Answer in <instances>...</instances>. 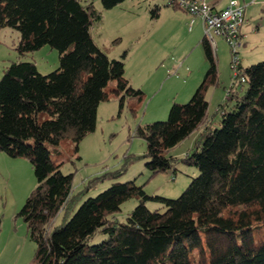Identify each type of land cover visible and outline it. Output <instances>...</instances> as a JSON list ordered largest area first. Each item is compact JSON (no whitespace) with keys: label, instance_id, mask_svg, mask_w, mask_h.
<instances>
[{"label":"trees","instance_id":"obj_1","mask_svg":"<svg viewBox=\"0 0 264 264\" xmlns=\"http://www.w3.org/2000/svg\"><path fill=\"white\" fill-rule=\"evenodd\" d=\"M120 1L102 0L105 8ZM100 19L92 1L0 0V27L19 30V51L48 43L59 52V66L48 73L34 61L16 60L0 78V148L28 157L37 181L20 210L36 243V264H264V59L240 65L245 82L232 86L217 106L219 125L212 127L207 89L219 77L205 35L209 62L194 94L173 102L166 119L136 129L146 140V165L157 172L172 166L176 157L169 149L202 126L181 157L198 174L174 198L149 195L133 180H114L54 223L72 210L75 196L72 173L61 171L46 142L67 138L78 149L96 126L111 80L120 106L126 95L141 92L125 77L124 60L108 57L91 37L90 27ZM133 196L138 203L116 219L122 201ZM147 199L160 207L149 208ZM98 228L107 237L87 245Z\"/></svg>","mask_w":264,"mask_h":264},{"label":"rangeland","instance_id":"obj_2","mask_svg":"<svg viewBox=\"0 0 264 264\" xmlns=\"http://www.w3.org/2000/svg\"><path fill=\"white\" fill-rule=\"evenodd\" d=\"M88 1L101 13V19L90 27L91 37L108 57L124 60L125 77L141 92L126 95L120 106L121 94L111 91L114 86L111 80L107 87L108 99L97 106L96 126L78 142V149L76 143L67 138L56 145L46 142L51 158L61 171L72 173L71 193L75 196L72 210L66 216L60 213L55 224L64 222L86 197L96 195L114 180H133L149 195L174 198L199 172L197 166L181 160L192 148L198 133H190L169 149L167 154L176 157L170 168L152 172L146 165V140L136 129L166 119L173 102L184 103L191 98L208 67L203 44L193 35L167 25L163 8L168 0H122L108 9L102 0H81ZM238 1L245 6L242 31L253 38L252 41L247 38L240 49L241 61L248 65L264 59V1ZM156 4H160L162 10L158 17L154 15ZM203 34L204 31L201 36ZM19 41L17 28L0 27V78L6 66L16 60L34 61L41 73L59 66L56 47L47 43L22 53L18 49ZM255 43L260 46L251 50ZM215 44L221 85L211 84L207 89L209 97L217 88V97L207 109L212 127L219 125L220 113L215 111L226 96L225 86L231 81L228 44L219 35H215ZM244 49L247 50L245 55ZM197 81L192 94L187 96L185 89L191 84L195 86ZM113 174L116 176L112 177ZM36 183L28 157L11 156L0 148V264H36V243L20 213ZM138 201L135 196L123 200L115 218L124 219ZM144 202L149 208L160 207L156 200ZM106 237L107 233L98 228L87 238L86 244L98 243Z\"/></svg>","mask_w":264,"mask_h":264},{"label":"built area","instance_id":"obj_3","mask_svg":"<svg viewBox=\"0 0 264 264\" xmlns=\"http://www.w3.org/2000/svg\"><path fill=\"white\" fill-rule=\"evenodd\" d=\"M215 2L210 0H168V4L182 8L191 15L189 25L194 21V17L202 18L204 35L214 57H216L215 35L221 36L228 44L231 81L226 86L227 95L232 86L245 82L240 66V47L243 43L240 27L244 22V6L238 0H227L222 7L217 8Z\"/></svg>","mask_w":264,"mask_h":264},{"label":"crops","instance_id":"obj_4","mask_svg":"<svg viewBox=\"0 0 264 264\" xmlns=\"http://www.w3.org/2000/svg\"><path fill=\"white\" fill-rule=\"evenodd\" d=\"M210 1H216L215 3H216L217 8L222 7L227 2L226 0H210ZM261 1H264V0H261ZM116 5H118V4H116ZM156 5H158V9H159L157 11V15H156L158 17L161 15V12H160L161 6H160V4H156ZM115 6H113V7H115ZM122 9H125V8L122 7ZM163 10H165V14L167 15L165 22L167 23L168 26H171V28H173V30H175V31L176 30H183L184 32L188 33L189 35H193L195 37V40L201 41V43H202V37L204 34L202 36H201V34L204 31V27H203V20L201 17H199V16L194 17V21L192 22L191 25H189V20L191 19V15L186 10L172 6V5H170V6L165 5ZM244 12H245V6H244ZM242 25L240 27V31L243 35V43H242V46H243L244 44L247 43V41H246L247 38H249L251 41L253 40V38H252V36H249V35L245 36V33L242 31ZM242 46L240 47V49L242 48ZM258 46H260V44L255 43V45L251 48V50L254 48H257ZM246 53H247V50L244 49L243 54L245 55ZM240 57H241V54H240ZM217 66H218V64H217ZM241 66H244L242 61H241ZM192 73H193V70H192V72L189 73L188 76L190 77ZM218 77H219V69H218ZM198 82L199 81L195 82V86H193V87H192V85H194V84H191L190 86L187 85L188 87L185 89V92H186L185 94H187V96L192 94V92L195 89V87L197 86ZM219 85H221L220 79H219V84L217 86H219ZM225 88H226V86H225ZM216 94H217V88H215L208 97L207 109L211 107V103L213 101V98L216 96ZM210 118L208 117V114H207V118H206L207 124H210V122H211ZM201 127L193 130L191 133H194V132L198 133L200 131Z\"/></svg>","mask_w":264,"mask_h":264}]
</instances>
